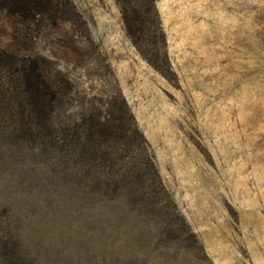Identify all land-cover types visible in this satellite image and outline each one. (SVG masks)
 Listing matches in <instances>:
<instances>
[{"label":"rangeland","instance_id":"obj_1","mask_svg":"<svg viewBox=\"0 0 264 264\" xmlns=\"http://www.w3.org/2000/svg\"><path fill=\"white\" fill-rule=\"evenodd\" d=\"M0 264H264V0L0 6Z\"/></svg>","mask_w":264,"mask_h":264},{"label":"trees","instance_id":"obj_2","mask_svg":"<svg viewBox=\"0 0 264 264\" xmlns=\"http://www.w3.org/2000/svg\"><path fill=\"white\" fill-rule=\"evenodd\" d=\"M117 3L119 0H115ZM0 6L7 7L10 14H20L23 17L31 18L37 13H46L52 7V0H0Z\"/></svg>","mask_w":264,"mask_h":264}]
</instances>
